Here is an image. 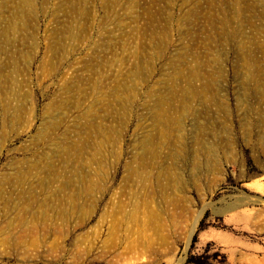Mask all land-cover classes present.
<instances>
[{"label":"rangeland","instance_id":"374dc122","mask_svg":"<svg viewBox=\"0 0 264 264\" xmlns=\"http://www.w3.org/2000/svg\"><path fill=\"white\" fill-rule=\"evenodd\" d=\"M190 255L264 264V0H0V264Z\"/></svg>","mask_w":264,"mask_h":264},{"label":"trees","instance_id":"16d2710c","mask_svg":"<svg viewBox=\"0 0 264 264\" xmlns=\"http://www.w3.org/2000/svg\"><path fill=\"white\" fill-rule=\"evenodd\" d=\"M202 227H200L201 230ZM197 241V233L194 235L193 239H192V244L191 247L193 248L195 243ZM195 259V257L193 255H190V257L188 258L187 264H193V260Z\"/></svg>","mask_w":264,"mask_h":264},{"label":"bare ground","instance_id":"6f19581e","mask_svg":"<svg viewBox=\"0 0 264 264\" xmlns=\"http://www.w3.org/2000/svg\"><path fill=\"white\" fill-rule=\"evenodd\" d=\"M196 225H197V224H196V222L194 221L193 224H192V226H193L192 228L195 229V228H196Z\"/></svg>","mask_w":264,"mask_h":264}]
</instances>
